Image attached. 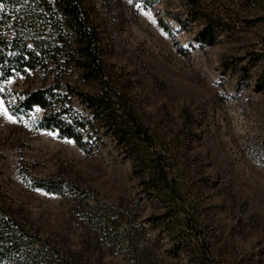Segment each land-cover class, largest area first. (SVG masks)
I'll return each mask as SVG.
<instances>
[{
	"label": "rangeland",
	"instance_id": "rangeland-1",
	"mask_svg": "<svg viewBox=\"0 0 264 264\" xmlns=\"http://www.w3.org/2000/svg\"><path fill=\"white\" fill-rule=\"evenodd\" d=\"M84 6L99 29L107 72L173 155L198 222L180 226L115 143L87 154L37 129L42 111L14 116L1 95L0 204L79 264H211L203 239L221 264H264V0H160L155 11L141 0ZM195 15L220 25L215 45L199 41L205 21ZM65 81L95 91L74 70ZM45 83L40 74L7 86ZM30 177L82 192L50 194ZM102 215L116 220L119 236L92 224Z\"/></svg>",
	"mask_w": 264,
	"mask_h": 264
},
{
	"label": "trees",
	"instance_id": "trees-1",
	"mask_svg": "<svg viewBox=\"0 0 264 264\" xmlns=\"http://www.w3.org/2000/svg\"><path fill=\"white\" fill-rule=\"evenodd\" d=\"M141 1L152 11L160 2ZM195 18L205 21L199 41L215 45L220 25L202 15ZM159 23L171 34L162 19ZM179 52L185 54L183 49ZM70 70L95 91L86 92L66 82ZM40 74L50 83L34 90L9 91L7 84L12 79ZM0 95L14 116L42 111L37 129L72 140L87 154L106 147L108 141L115 143L133 160L136 174L148 179L143 181L146 190L168 202L167 208L175 211L180 226L188 229L197 224V219L190 218V201L173 155L144 124L128 88L107 72L100 32L84 0H0ZM30 183L55 195L82 192L63 181L30 177ZM90 220L110 238L119 236L120 225L112 217ZM203 245L208 262L221 264L213 259L206 239ZM0 263L79 264L12 217L1 204Z\"/></svg>",
	"mask_w": 264,
	"mask_h": 264
}]
</instances>
